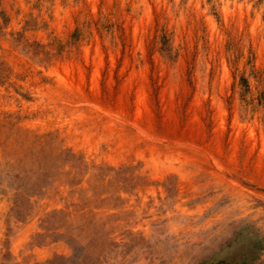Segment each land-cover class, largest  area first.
<instances>
[{
  "label": "rangeland",
  "instance_id": "374dc122",
  "mask_svg": "<svg viewBox=\"0 0 264 264\" xmlns=\"http://www.w3.org/2000/svg\"><path fill=\"white\" fill-rule=\"evenodd\" d=\"M0 264H264V0H0Z\"/></svg>",
  "mask_w": 264,
  "mask_h": 264
}]
</instances>
